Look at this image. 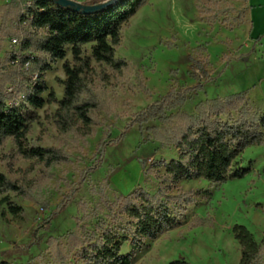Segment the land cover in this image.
Returning a JSON list of instances; mask_svg holds the SVG:
<instances>
[{
    "label": "rangeland",
    "instance_id": "1",
    "mask_svg": "<svg viewBox=\"0 0 264 264\" xmlns=\"http://www.w3.org/2000/svg\"><path fill=\"white\" fill-rule=\"evenodd\" d=\"M10 1L0 0V7ZM5 10L0 9V15ZM1 35L0 66L27 70L20 67V57L11 59L19 52V38L14 42ZM121 35L116 57L129 61L128 67L113 70L92 61L91 86L105 106L95 112L90 135L82 137L76 129L59 133L55 103L35 108L17 102L30 123L28 143L62 148L69 160L47 169L20 158L11 140L0 146V172L12 180H34L37 185L27 197L7 194L23 207L18 216L6 204L0 207V260L52 264L48 238L75 227L80 201H99L94 187L108 185L106 194L112 199L137 187L154 191L157 180L150 165L176 157L178 150L148 140L137 126L126 127L135 113L170 90L204 83V90L183 108L187 112H193L199 101L240 92L248 94L254 110L264 112V0H146L122 25ZM66 59L72 60L70 51ZM64 61H56L45 73L46 100L50 90L58 99L63 97ZM237 161L238 166L251 168L241 179L182 181L175 194H206L196 197L180 226L145 240L132 264H171L176 260L238 264L240 246L233 226L244 224L258 241L263 237L264 146L246 148ZM199 218L204 224L192 226Z\"/></svg>",
    "mask_w": 264,
    "mask_h": 264
},
{
    "label": "trees",
    "instance_id": "2",
    "mask_svg": "<svg viewBox=\"0 0 264 264\" xmlns=\"http://www.w3.org/2000/svg\"><path fill=\"white\" fill-rule=\"evenodd\" d=\"M103 1L83 3L94 5ZM145 1L121 0L93 13H79L53 0H11L1 6L0 9L6 10L0 15L3 25L0 35L19 38V52L13 53L11 59L20 57V67L27 70L0 66V146L11 140L20 158L33 160L47 169L68 162V153L62 148L28 143L30 123L17 102L35 108H42L46 102L55 103L58 108L54 120L59 133L76 129L82 137L90 135L95 112L105 106L91 86L92 61L113 70L129 66V61L116 57V49L122 41V25ZM1 47L0 37V50ZM68 51L71 61L66 59ZM58 60H65L63 97L58 99L50 90L46 100L43 95L49 88L45 73ZM9 86L13 91L7 92ZM204 86L197 83L172 89L132 116L126 130L139 127L148 140L177 149V156L169 160L161 158L150 165L157 180L154 191L137 187L112 199L106 194L108 185L94 187L99 201H80L75 227L64 235L48 238L52 264H132L145 240L180 226L196 197L206 194L205 191L175 194L182 181L223 183L251 172L250 167L238 166L237 160L246 148L264 146V112L251 107L246 92L199 101L193 112L184 111ZM144 90L147 92L146 87ZM36 186L34 180L30 183L12 180L0 172V196L6 194L0 207L6 204L18 216L23 207L7 194L27 197ZM203 224L199 218L192 226ZM232 233L240 246L238 264H264V232L258 241L246 225L235 224ZM0 264L11 263L3 259ZM171 264L191 263L176 260Z\"/></svg>",
    "mask_w": 264,
    "mask_h": 264
},
{
    "label": "water",
    "instance_id": "3",
    "mask_svg": "<svg viewBox=\"0 0 264 264\" xmlns=\"http://www.w3.org/2000/svg\"><path fill=\"white\" fill-rule=\"evenodd\" d=\"M57 5L62 6L67 9H71L73 11L79 13H93L103 9H107L117 3H120L121 0H105L100 2L99 4L87 5L83 2L75 1V0H53Z\"/></svg>",
    "mask_w": 264,
    "mask_h": 264
},
{
    "label": "built area",
    "instance_id": "4",
    "mask_svg": "<svg viewBox=\"0 0 264 264\" xmlns=\"http://www.w3.org/2000/svg\"><path fill=\"white\" fill-rule=\"evenodd\" d=\"M13 41H14V42H17V40H15V39H14Z\"/></svg>",
    "mask_w": 264,
    "mask_h": 264
}]
</instances>
